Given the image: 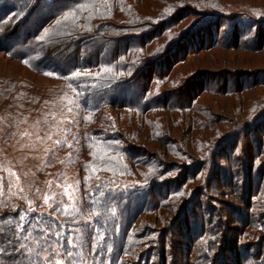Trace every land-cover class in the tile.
I'll use <instances>...</instances> for the list:
<instances>
[{"label": "trees", "instance_id": "obj_1", "mask_svg": "<svg viewBox=\"0 0 264 264\" xmlns=\"http://www.w3.org/2000/svg\"><path fill=\"white\" fill-rule=\"evenodd\" d=\"M41 2H45L44 6L47 7L41 13L34 15ZM151 2L157 3L158 6L152 7ZM89 3L93 4V9L80 10L77 20L61 19L63 13L74 8L75 5ZM194 5L205 10L192 8ZM117 6L121 8L120 11L124 16H120L118 14L120 12L114 9ZM230 6L231 4L223 3L221 0H107V2L105 0H0V50L11 56V59L21 61L34 73H55V76L69 84L77 93L81 112L100 114L106 108H112L136 113L137 116H130L126 120H120L115 116L118 120L114 127L123 133L122 139L143 141L146 150L159 152V148L167 144L164 140L168 145H175L173 142L175 138L169 140L160 134L164 135L168 132L175 133L176 136H186L185 129H187L191 130L192 136L194 130L198 132L201 130L198 125L195 127L197 122L194 120V112H198V109L194 102L204 94L213 92L219 94L223 91L224 96L233 93H250V90L264 85V79L259 80L255 74L246 73L233 76L236 80L233 83V92L228 89L223 90L224 87L223 89L215 87L213 91L212 87L216 84L218 74L206 72L189 74L182 83H175L180 71L187 65L192 67L205 60L200 61L196 58L201 53L213 50L251 53L264 51V18H259L264 15L256 16L252 10L248 14L253 18L244 16L245 20L242 16L235 17L237 12L227 14L231 10ZM257 9L262 8L257 7ZM90 14L91 18H89ZM189 16L195 20L184 25V21ZM32 17L36 21L32 23L33 28L27 32L25 26L30 23ZM58 19H61L59 24ZM227 20L229 24L225 26ZM139 26H144V30L137 34L120 36L118 33L119 30ZM252 29L254 30L252 36L246 38L245 35ZM104 32L115 38L104 40L102 36ZM20 34L23 37L20 43H17ZM96 38L101 40L95 42ZM105 46L109 50L108 54H103ZM96 49L99 54L92 53ZM102 55L103 59L100 58ZM25 60L28 61L27 64ZM103 66L111 68V71H102ZM177 67L180 71L174 76ZM91 70H98L101 74L99 76L94 72L89 74ZM78 72L84 74L74 75ZM141 78L144 82L141 84V89L132 90L129 87L131 83L137 85ZM158 84L170 88L157 92ZM155 85L157 86L152 88ZM32 88L29 84L0 77V115L9 111L17 118L19 114L36 112L35 108H31L30 103L37 102L40 98ZM126 90L129 93L122 99V94ZM173 95L175 99L170 103ZM58 96L61 98L60 92ZM129 96H133L132 99H128ZM66 103L68 102L62 99L63 107ZM153 110H164L177 115H174L176 117L170 115L168 118L163 114L152 113L148 116ZM262 118L264 116L256 122L253 120V124H251L253 121L243 122V126L247 128L245 135L257 129L263 137L264 125H260ZM97 120L99 121L96 123H102L103 121H100L102 116L98 115ZM17 125L16 121L10 126L7 122L0 123V132L4 131L2 137L12 136ZM25 125L23 122L18 127ZM98 127L102 126L99 124ZM101 131L99 128L90 133L79 131L68 146L63 138H59L62 143L55 144L53 151H49L46 157L40 154L36 156L28 154L34 159L43 160L51 170L50 174L54 173L55 167H60L63 161L76 158L81 162L80 174L76 179L79 181L76 191L80 200L75 207L79 211L70 208L64 212L65 215L62 216L64 218H58L61 214V206L58 207L52 202L54 206L50 208V212H36V209L44 205L42 197L39 198L40 195H37V189L41 192L45 190V180H41L37 186L27 182L23 188L29 193L15 190L12 194L5 183L6 187L0 191V249H4L0 252V264H48L49 260H55L57 254L63 259L68 258V264H125L126 262L120 260L123 256L136 258V254L132 251V243L130 239L128 240V233L122 230L117 232L119 222L105 210L109 204H112L113 199L108 196L111 190L104 187L116 177V172L122 170L117 167L118 158L105 157L103 161L94 158L98 148L121 152L129 159L132 154L125 146H119L117 141H121V138L105 136ZM199 135L202 140L205 139V136ZM156 143H160L161 146ZM185 144L189 146L187 140ZM1 150L0 142V165H3L4 155ZM78 153L80 156H77ZM130 161L133 164L139 162L138 159ZM35 173V176H41L39 174L42 171ZM0 176H3L1 169ZM57 176L55 174V177ZM255 195L257 196L254 208L263 211V181L260 182ZM85 200L89 209L85 205ZM249 205L252 203L249 202ZM32 208L34 210L31 211ZM254 210L246 213V221L249 225L261 229L262 222L258 220L255 223L253 219L255 217L252 214L256 215ZM94 212L99 213L92 214ZM21 216L23 220L20 219ZM131 216V220L134 221L136 216ZM18 224L22 227H17ZM208 234L209 230H207ZM69 240L77 242V249L71 250L72 256H66ZM20 244L25 246L24 250L14 251L19 249ZM189 244L192 247L188 257L185 258V261L188 259L186 264L209 262L212 264L214 255L211 253L216 248L213 244L210 245L211 237L203 243L198 234ZM164 254L167 260V252ZM144 257L140 254L134 263L159 264L157 259L154 260L150 256L143 262ZM165 259L164 261L160 259L161 264L167 263ZM235 259V264H264V251L261 250L256 256L242 254Z\"/></svg>", "mask_w": 264, "mask_h": 264}, {"label": "rangeland", "instance_id": "obj_2", "mask_svg": "<svg viewBox=\"0 0 264 264\" xmlns=\"http://www.w3.org/2000/svg\"><path fill=\"white\" fill-rule=\"evenodd\" d=\"M221 1L231 4V10L227 14L237 12L235 17L253 18L248 14L252 10L256 16L264 15V11H261L264 10V0ZM195 2L197 3V1ZM41 3L38 9L34 11V15L41 13L47 7L44 6L45 2ZM150 5L152 7L158 6L157 3L153 2ZM195 6L192 8L205 10V8ZM257 7L262 9H257ZM114 9L120 12L118 13L120 16H124L119 6ZM259 18H264V16ZM194 20L193 17L189 16L183 24L192 23ZM34 21L36 20L32 17L30 23L25 26L27 32L33 28L32 23ZM228 24L229 20L225 22V26ZM141 30H144V26L129 27L119 30L118 33L120 36L137 34ZM253 32L252 29L245 37H251ZM102 34L106 41L115 38L106 32ZM22 37L20 34L16 42L20 43ZM98 40L101 39L96 38L95 42ZM92 53L99 54L97 49ZM108 53L109 50L105 46L103 54ZM10 57L0 50V77L31 85L40 98L37 102L30 103L31 108H35L36 112L19 114L17 118L13 112L9 111L0 115V123L7 122L8 126L14 121L18 125L23 122L26 124L19 127L17 125L18 128L16 127L12 132L13 135L9 138L2 137L4 131L0 132L1 152L4 155L1 170L5 183L13 192L12 194L15 193V190L18 192L27 190L23 188L27 182L37 186L41 180H45L46 188L42 192L38 191L39 198L42 197L43 199L45 194L62 193L66 187L71 185L69 192L74 196V200H69L67 196H57L52 202L57 204V200L62 199L65 204L69 205V209L72 208V204L76 205L80 197L77 195V183L75 181L80 174L81 162L76 158L71 159V161H63L62 165L55 167L54 173L50 174L51 170L48 169V165L44 164L43 160L34 159L28 154L34 156L40 154L46 157L49 151H53L55 148L56 139L63 138L68 146L79 131L90 133L99 128L105 136L115 139L121 138V141H117L119 146H125L127 151L129 149L130 154H132V161L139 160L136 165L121 152L100 150V148L96 149L94 154V158L99 161H103L105 157L117 156V167L122 169L116 172V177L111 179V183L106 184L104 188L111 190L108 196L111 200L113 199L112 204H109L105 210L115 221L119 222L117 232L122 230L128 233V240L130 239L132 243V251L136 254V258L123 256L120 260L126 262L125 264H135L134 262L140 254L145 256L143 262L146 261V258L148 260L150 256L154 260L157 259L161 264L162 260L165 259L164 253L166 252L168 258L165 259L166 264H186L188 259L185 261V258L188 257L192 247L189 243L198 234H200L203 243L211 237L210 245L213 244L216 248H213L215 249L213 252L211 251V255H214L211 260L212 264H235L237 259L235 257L237 256L242 254L244 256L245 254L256 256L261 253V250L264 251V210L260 211L259 208H254L257 196L255 194L258 192L260 182L263 181L264 184V135L262 137L257 129L245 135L244 132H247V128L243 126V122L253 120L256 122L264 116V85L250 90V93H233L224 96L223 93L225 92L223 91L219 94L214 92L204 94L194 102L198 109V112H194V120L197 122L195 127L198 125L201 130L199 132L194 130L192 136L191 130L187 129H185L186 136H176L175 133L168 132L164 135L160 134L169 140L175 138L173 141L175 145H168L165 140L166 145L161 146L160 143H156V145L160 144L159 147L161 146L158 152L151 149L146 150L143 141H141L142 144L129 140V138L122 139L123 133L114 127L118 119L126 120L130 116H137L136 113L112 108H106L100 114L81 112L77 93L72 90L69 84L55 75L34 73L21 61L13 60ZM100 58L103 59V55ZM196 58H199L200 61L205 60L198 65H192V67L187 65L181 71L177 67L173 75L175 76L176 72L179 71L180 74L175 83H182L189 74L206 72L218 74L216 84L212 87L213 91L217 87L222 89L224 87L223 90L232 91L233 83L236 82L233 76L238 74H255L259 80L264 79V51L251 53L213 50L201 53ZM93 72L99 71H89V73ZM142 79L137 85L131 83L128 86L132 90H140L141 84H144ZM169 88L166 85L159 86L158 84L156 91ZM58 92H60L61 98L68 102L65 107L62 105V99L58 96ZM128 93L127 90L123 92L122 99L127 97L126 94ZM174 96H171L170 103H173ZM132 97L129 96L128 99H132ZM69 108H71V112L68 111ZM152 113L163 114L164 117L168 118L170 115L173 117H176L175 114L177 115V113L164 110H153L148 116ZM98 115L102 116V120H100L103 121L102 123H96L99 121L97 120ZM115 116L118 117L117 120ZM38 121L40 122L39 126H36ZM260 122V125H264V118ZM253 123L254 121L251 124ZM97 124L102 127H98ZM41 129L45 135L42 141L37 140L35 135L30 138L20 135L25 130L36 133ZM49 133L52 136L51 139H47ZM199 134L205 136V139L202 140ZM186 140L187 144L189 143L188 147L185 144ZM93 147L95 148V144ZM63 153L64 151L61 152V154ZM77 156H80V153ZM10 171H14L20 180L16 181L15 177L10 175ZM38 171H42L39 174L41 176H35V172ZM55 174L58 176L55 177ZM57 184L60 186L57 187ZM20 188L23 191H20ZM25 192L29 193V191ZM249 202L252 205H249ZM85 205L87 207L86 200ZM60 210L61 214L58 218H64L62 216L65 215V211L62 210V206ZM251 210L256 211V215L252 214L255 217L253 218L255 223L258 220L262 222L263 227L261 229L249 225V222L247 223L246 213ZM36 212H50V208L44 204L36 209ZM96 213L99 212L92 214ZM51 214L57 216L55 213ZM131 215L136 216L134 221L131 220ZM207 230H209L208 235ZM209 235L210 237H208ZM71 241L72 243L67 246V252L77 249V242ZM72 255L73 253H71ZM66 256L69 255L66 254ZM61 258L62 256L57 254L55 260ZM158 258L162 259L161 262ZM63 260L65 264H68V258Z\"/></svg>", "mask_w": 264, "mask_h": 264}, {"label": "snow or ice", "instance_id": "obj_3", "mask_svg": "<svg viewBox=\"0 0 264 264\" xmlns=\"http://www.w3.org/2000/svg\"><path fill=\"white\" fill-rule=\"evenodd\" d=\"M105 2H107V0H105ZM89 9H93V4H91V3H89V4H77V5H75L74 8H70L67 12H64L63 15H62V17H61V19L64 20V21H68V20L75 21V20L78 19V12H79L80 10H89ZM97 10H98V9H97ZM89 18H91V14H90ZM61 19H58V20H57V23H58V24L61 22ZM46 31H47V30H46ZM40 39H43V37H40ZM24 62H25L26 64L28 63L27 60H25ZM102 71H104V72H110V71H111V68H109V67H107V66H103V67H102ZM89 74H90V73H89ZM100 74H101L100 72H97L95 75L99 76ZM45 75L53 76V75H55V73H51V72H49V73H45ZM74 75H77V76H78V75H80V73H74ZM69 103H71V101H69ZM68 111L71 112V108H69ZM53 115H54V114H53ZM89 119H90V117H89ZM39 123H40V122L38 121L36 126H39ZM20 135H21L22 137H29V138L32 137L33 135H35L36 139H37V140H41V141L45 138V135H44V133H43V129H41V131L36 132V133L29 132V131L25 130V131H22V132L20 133ZM51 138H52L51 134H50V133L47 134V139H51ZM54 143H55L56 145H60V144L62 143V141L59 140V139H57V140H55ZM2 168H3V165H0V169H2ZM10 175L13 176V177H15V180H16V181H19V180H20V177H19L14 171H10ZM75 183L78 184L79 181L77 180V181H75ZM59 186H60V185L57 184V187H59ZM5 187H6V184H5L4 177H3V176H0V191H3V189H4ZM71 187H72V186L69 185L68 187L65 188V191L62 192V193L53 194V195L45 194V195L43 196V202H44V204L47 205L48 208H53V203H52V201H53L54 199H56L57 196H60V197L67 196L69 200H74V196L71 194V192H69V188H71ZM19 190H20V191H23L22 188H20ZM37 191H40V190L37 189ZM29 204H31V201H29ZM57 206H58V207H59V206H62V210L65 211V212L69 210V205H68V204H65V203L63 202L62 199L57 200ZM71 207H72L74 210L79 211V209H76L75 204H72ZM20 219L23 220V216H21ZM85 222L87 223V218H86V221H85ZM17 227H22V225H19V224H18ZM58 234H59V233H57V235H58ZM67 242H68L69 244L72 243L71 240H69V241H67ZM24 247H25V246H24L23 244H20L19 249H14V251H23V250H24ZM2 251H4V249H0V252H2ZM29 251H30V249H29ZM67 255L71 256V252H67ZM48 264H65V261H64L62 258H61V259L54 260V261L49 260V261H48Z\"/></svg>", "mask_w": 264, "mask_h": 264}]
</instances>
